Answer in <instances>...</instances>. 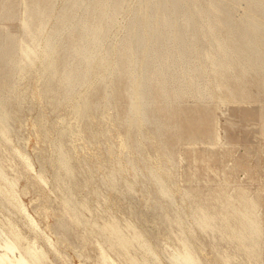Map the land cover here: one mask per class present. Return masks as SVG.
I'll use <instances>...</instances> for the list:
<instances>
[{
  "label": "rangeland",
  "instance_id": "1",
  "mask_svg": "<svg viewBox=\"0 0 264 264\" xmlns=\"http://www.w3.org/2000/svg\"><path fill=\"white\" fill-rule=\"evenodd\" d=\"M133 1L0 0V251L264 264V0H189L203 40L157 51L141 113Z\"/></svg>",
  "mask_w": 264,
  "mask_h": 264
},
{
  "label": "bare ground",
  "instance_id": "2",
  "mask_svg": "<svg viewBox=\"0 0 264 264\" xmlns=\"http://www.w3.org/2000/svg\"><path fill=\"white\" fill-rule=\"evenodd\" d=\"M223 1L224 0H218L219 3H222ZM133 2V16L130 22L133 31L129 37V44L132 49L131 55H133V68L134 70H136L134 78L135 88H133L136 98L132 100L131 111H134L135 113H141L145 104L146 97L148 80L147 65L152 64L156 61V53L157 51L161 50L166 51V55L173 56L176 60H182L186 57V55H189L193 48V45H196V43H199L201 42V40H203L196 36V34L198 33L196 13H201L203 11H198L191 8L192 6L190 5L189 0H135ZM217 6L218 5L216 3L213 4V7L216 8ZM208 19H210V12H208ZM184 26L187 27V30L184 29ZM254 37L255 35L253 37H250V32L248 31V29H245L244 32L240 34V37L236 40V42L239 43L237 47L244 46L245 50H250L257 55V52H255V50H257L256 48L258 47L254 42L256 41L253 39ZM260 40L264 42V38H261ZM226 47L227 46H225V48ZM87 53L88 47L87 45H85L81 49L82 58L87 57ZM102 59H104L103 56L97 58V62L101 63ZM257 59H259L258 56ZM45 67L49 68V64ZM27 216H29V214ZM3 242L4 244L2 243L0 247L7 250H14V245L11 241ZM9 255L7 254V252L0 251V264H39L29 261L22 254H19L17 257L14 255L15 257L13 258ZM185 260L188 264H194L190 256H187Z\"/></svg>",
  "mask_w": 264,
  "mask_h": 264
}]
</instances>
